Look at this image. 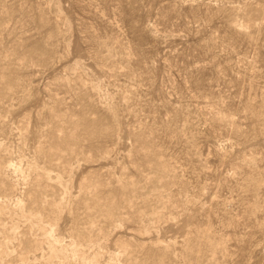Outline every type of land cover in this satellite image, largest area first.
<instances>
[{
    "label": "rangeland",
    "instance_id": "obj_1",
    "mask_svg": "<svg viewBox=\"0 0 264 264\" xmlns=\"http://www.w3.org/2000/svg\"><path fill=\"white\" fill-rule=\"evenodd\" d=\"M0 264H264V0H0Z\"/></svg>",
    "mask_w": 264,
    "mask_h": 264
}]
</instances>
